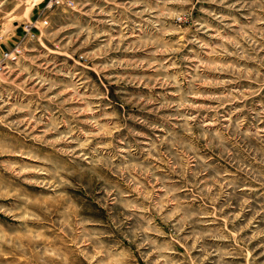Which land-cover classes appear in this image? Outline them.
<instances>
[{"label": "clouds", "instance_id": "obj_1", "mask_svg": "<svg viewBox=\"0 0 264 264\" xmlns=\"http://www.w3.org/2000/svg\"><path fill=\"white\" fill-rule=\"evenodd\" d=\"M0 264H264V0H0Z\"/></svg>", "mask_w": 264, "mask_h": 264}, {"label": "rangeland", "instance_id": "obj_2", "mask_svg": "<svg viewBox=\"0 0 264 264\" xmlns=\"http://www.w3.org/2000/svg\"><path fill=\"white\" fill-rule=\"evenodd\" d=\"M24 159H26V160H27V159H29V157H25Z\"/></svg>", "mask_w": 264, "mask_h": 264}]
</instances>
